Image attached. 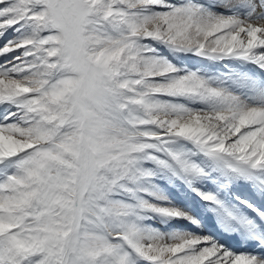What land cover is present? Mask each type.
<instances>
[{"label": "snow or ice", "instance_id": "6c2138e0", "mask_svg": "<svg viewBox=\"0 0 264 264\" xmlns=\"http://www.w3.org/2000/svg\"><path fill=\"white\" fill-rule=\"evenodd\" d=\"M158 177L261 252L145 224L196 223ZM204 181L264 191V0H0V264H264Z\"/></svg>", "mask_w": 264, "mask_h": 264}, {"label": "rangeland", "instance_id": "374dc122", "mask_svg": "<svg viewBox=\"0 0 264 264\" xmlns=\"http://www.w3.org/2000/svg\"><path fill=\"white\" fill-rule=\"evenodd\" d=\"M173 62L177 63L178 65L186 64L192 68L199 67L201 65H205V62L200 61V60L195 59V58H191V57L175 58V59H173ZM205 66L211 67L210 65H205ZM155 183L159 186V189L161 190V192L167 196L168 202H170L173 206H176V207L182 209L184 212L188 213L196 221V223L195 224L189 223L188 221L183 220V219L162 220L159 217H152L151 219H146L144 221L145 224L150 225L151 227H153V228H155L161 232H164V233H170L173 231L196 233V231H198V229H200V228H201V230H203L204 225H205V218L202 215H200L199 213H197V210L201 211V212H203V210H204V213H205L206 217H208V219H209V215H212V216L214 215L213 216L214 218L213 217L212 218L214 220V223H216V226H222L217 215L213 211L210 210V208H212L214 206L209 205L206 202L202 201L194 192H192L188 187H186L185 184L182 183L180 180H175L174 182L169 183L167 180L158 177L155 180ZM196 186L199 187L202 191L215 192L218 195L217 196L218 199H220L221 201L223 200V198H220L221 196H223L224 198L227 197L228 199L226 200V203L229 206L230 205H237V200H235L234 197H237L238 195L239 196L242 195V196H240L241 200H246L249 203H253L254 193L252 191V185L251 184H245L242 181L237 182V183L231 185L230 187H228L226 189L221 188L218 183H212L209 181H204L203 183L197 184ZM230 195H232V196H230ZM245 195L247 196L246 199H244ZM227 201H232L233 203L227 202ZM230 203H232V204H230ZM227 205L225 204V206H227ZM239 207H240V211H242L243 208H241V206H239ZM255 207H259V205L257 204V206H255ZM261 209H262V207L261 208L259 207L260 211H262ZM242 214H243V211H242ZM242 214H240V215H242ZM195 216H196L197 220H196ZM208 219H207L208 225H210L211 221H209ZM183 224H185V226L188 225V227H192V230H195V231L192 232V230L190 228L188 229V228L182 227ZM198 224H199L200 228H199ZM234 224H236V223H234ZM234 224H233V227L236 228ZM212 225L215 226L214 224H212ZM197 234L206 235V234H203L201 232H199V233L197 232Z\"/></svg>", "mask_w": 264, "mask_h": 264}, {"label": "bare ground", "instance_id": "6f19581e", "mask_svg": "<svg viewBox=\"0 0 264 264\" xmlns=\"http://www.w3.org/2000/svg\"><path fill=\"white\" fill-rule=\"evenodd\" d=\"M252 191H253V193H254V196H253V203H250V204H252V205H255V206H257V204L259 205V207L261 208L262 207V212H264V191H257L253 186H252ZM240 196H242V195H240ZM239 195H238V197L239 198H241ZM245 198L244 199H246V195L244 196ZM251 198V197H250ZM227 202H232V201H227ZM233 203V202H232ZM232 203H230V204H232ZM237 205H239V202L237 201ZM229 206V205H228ZM230 206H232V205H230ZM229 206V207H230ZM259 207H256V208H258L259 209ZM241 208H242V206H241ZM209 210V209H208ZM240 214H242V211H240L239 212ZM212 214V213H211ZM239 214V215H240ZM243 215V214H242ZM214 216V215H213ZM212 215H209V219H208V217H207V219L209 220V221H211L210 222V227L209 228H213L214 226L212 225V224H214L215 226H216V223H214V220H213V217ZM213 217V218H212ZM235 225V224H234ZM229 232H234L237 236H238V238H240V234H241V231L238 229V228H236V230L235 231H232V230H229ZM207 235V234H206ZM213 237V236H212ZM213 239H215L218 243H220V240L219 239H216V238H214L213 237ZM232 242H236V241H232Z\"/></svg>", "mask_w": 264, "mask_h": 264}]
</instances>
